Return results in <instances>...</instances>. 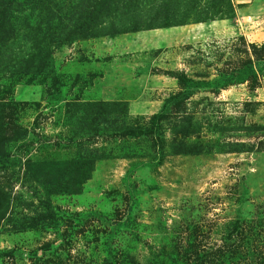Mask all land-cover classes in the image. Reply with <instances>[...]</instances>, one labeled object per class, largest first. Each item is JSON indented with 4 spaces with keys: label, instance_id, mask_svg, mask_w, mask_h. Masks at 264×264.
I'll return each mask as SVG.
<instances>
[{
    "label": "rangeland",
    "instance_id": "rangeland-1",
    "mask_svg": "<svg viewBox=\"0 0 264 264\" xmlns=\"http://www.w3.org/2000/svg\"><path fill=\"white\" fill-rule=\"evenodd\" d=\"M1 2L0 264H264V0Z\"/></svg>",
    "mask_w": 264,
    "mask_h": 264
},
{
    "label": "trees",
    "instance_id": "trees-1",
    "mask_svg": "<svg viewBox=\"0 0 264 264\" xmlns=\"http://www.w3.org/2000/svg\"><path fill=\"white\" fill-rule=\"evenodd\" d=\"M8 12H9V9L8 8H3L2 7V2L0 0V56H1V53H2V49L8 47V42H9L8 34L11 33V31H12L11 24H10V18L8 16ZM33 68H36V67H33ZM159 119H162L161 115H158V114L154 115L151 118V123H152L151 125L157 123V121ZM155 130H156V127L154 129H151L150 132H154ZM46 206L49 209L48 212L50 213L51 217L52 216L55 217L54 211H53L52 206L50 205V203L46 202Z\"/></svg>",
    "mask_w": 264,
    "mask_h": 264
}]
</instances>
